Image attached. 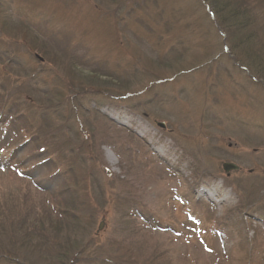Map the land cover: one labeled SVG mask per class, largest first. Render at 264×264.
Returning <instances> with one entry per match:
<instances>
[{
  "label": "rangeland",
  "instance_id": "1",
  "mask_svg": "<svg viewBox=\"0 0 264 264\" xmlns=\"http://www.w3.org/2000/svg\"><path fill=\"white\" fill-rule=\"evenodd\" d=\"M205 1L0 0V264H264V0Z\"/></svg>",
  "mask_w": 264,
  "mask_h": 264
},
{
  "label": "trees",
  "instance_id": "2",
  "mask_svg": "<svg viewBox=\"0 0 264 264\" xmlns=\"http://www.w3.org/2000/svg\"><path fill=\"white\" fill-rule=\"evenodd\" d=\"M206 1L210 3V5L212 6L213 9L215 8L214 11L217 14V16H218V18H219L221 23H222V20H223L224 17H226V18L228 17L227 13H229V12H230L229 13V15H230L229 17L230 18L235 17L237 15V17H235L237 22L240 23V24H242L243 22L245 23V18L244 19H240V18H242V16L243 17L247 16L246 13L243 11V8L240 7L239 13L235 12V8L240 6V5H237V2H241L240 0H206ZM235 1H237V2L235 3ZM226 8H227V10H226ZM229 8H230V11L228 10ZM216 11H218V13ZM238 19L240 20V22L238 21ZM6 20L7 21L9 20L8 22H10L11 18L7 17V16L0 15V24L6 23L7 22ZM234 42H235V45H236L237 41L234 40ZM235 49H236V47H235Z\"/></svg>",
  "mask_w": 264,
  "mask_h": 264
},
{
  "label": "water",
  "instance_id": "3",
  "mask_svg": "<svg viewBox=\"0 0 264 264\" xmlns=\"http://www.w3.org/2000/svg\"><path fill=\"white\" fill-rule=\"evenodd\" d=\"M223 169H224L225 172H230V171H233V170H238V167L236 165H234V164H225Z\"/></svg>",
  "mask_w": 264,
  "mask_h": 264
}]
</instances>
